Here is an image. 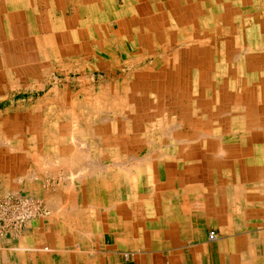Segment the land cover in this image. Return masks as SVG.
I'll list each match as a JSON object with an SVG mask.
<instances>
[{"label":"rangeland","instance_id":"374dc122","mask_svg":"<svg viewBox=\"0 0 264 264\" xmlns=\"http://www.w3.org/2000/svg\"><path fill=\"white\" fill-rule=\"evenodd\" d=\"M103 1L0 0V147L6 150L19 142L92 145V122L105 114L119 115L116 108L124 107L121 98L132 96L134 85L141 83L150 95L144 103H157L164 116L161 130L153 128L154 117H146L152 145L156 142L163 145L161 151L169 152L167 145L176 141L182 156L186 145L207 141L214 146L222 143L226 152L238 145H253L257 178L264 175V0H166L157 15L142 19L126 11L122 15L128 17L130 28L119 33L126 37L128 33L123 40L129 53L120 56L119 67L113 59L112 69L100 63L110 55L90 54V47H98L93 36L90 45L86 29L111 21L107 7L114 15L121 3L126 5L122 0L110 5ZM62 16L68 27L59 32L54 23ZM112 26L120 31V24ZM202 63L204 69L209 67L213 89L205 88ZM201 93L210 99L209 122L192 117L199 111ZM229 97L250 108L246 118L233 113ZM33 123L43 124V131H35ZM195 127L209 132L208 138L198 137ZM106 133L98 134L102 141ZM251 206L247 219L264 221L261 207Z\"/></svg>","mask_w":264,"mask_h":264},{"label":"crops","instance_id":"0c3cea01","mask_svg":"<svg viewBox=\"0 0 264 264\" xmlns=\"http://www.w3.org/2000/svg\"><path fill=\"white\" fill-rule=\"evenodd\" d=\"M106 1L113 2L105 0L106 5ZM122 1L130 10L121 3L116 16V9L113 15L107 7L110 23L86 29L90 45L93 36L98 47L93 51L90 47V54L110 55L100 62L110 69L113 59L119 67L120 56L129 53L128 44L124 45L128 42L123 40L129 35L119 33L130 28L128 17L122 14L129 11L135 19L151 17L166 0ZM65 22L63 16L55 21L58 25ZM113 24H120V31ZM107 25L112 27L107 29ZM66 27L55 29L62 32ZM131 114L119 113L127 124ZM163 117L153 118L157 121L154 129L161 130ZM107 119L112 117H98L94 121L98 126L92 122L96 128L104 124L102 131L95 129L92 135L108 134L100 145L0 147V198L9 193L31 195L50 211L34 217L21 233L0 232V264H264V221L246 216L253 203L264 212V175L257 178L253 145L235 146L227 151L229 155L220 145L213 152L218 157L204 145H186L182 156L176 141L167 145L169 152L161 151L163 145L156 142L152 145L153 141L139 145L129 141L132 132L109 130L103 121ZM146 120L143 117V123L134 127L149 139ZM110 138L126 143L109 145L106 139ZM212 230L217 232L213 240L208 238Z\"/></svg>","mask_w":264,"mask_h":264},{"label":"bare ground","instance_id":"6f19581e","mask_svg":"<svg viewBox=\"0 0 264 264\" xmlns=\"http://www.w3.org/2000/svg\"><path fill=\"white\" fill-rule=\"evenodd\" d=\"M119 2L121 1V0H118ZM134 1V0H133ZM47 2V1H46ZM104 3H105V0L103 1ZM35 4H36V2H35ZM47 4V3H46ZM69 4V3H68ZM167 5V4H166ZM57 6V5H56ZM64 7V6H63ZM30 8V7H29ZM71 9H72V7H71ZM74 9V8H73ZM27 11V10H26ZM65 11V10H64ZM71 12V10L70 9H66V12ZM95 11V10H94ZM137 11V10H136ZM72 12H73V10H72ZM116 12H118L117 14H116V16H118V14H120L121 13V10H118V9H116ZM16 14V13H15ZM32 14V13H31ZM70 14V13H69ZM151 14V13H150ZM76 15V14H75ZM74 15V13H73V16H75ZM104 15V14H103ZM16 16V15H15ZM17 17V16H16ZM80 17V16H79ZM226 17V16H225ZM32 18V17H31ZM75 18V17H74ZM30 19V18H29ZM66 19V18H65ZM99 19V18H98ZM103 19V18H102ZM24 21H25V19H24ZM25 23V22H24ZM67 24H68V22H67ZM77 24V23H76ZM10 25V24H9ZM64 26H66V24L64 23L63 24ZM62 24H60L59 23V25L57 24V23H54V28H56V29H58V28H63L64 26H63ZM71 25V24H70ZM93 25V24H92ZM106 25V24H105ZM29 26V25H28ZM34 26V25H33ZM59 26V27H58ZM28 30V29H27ZM35 32V31H34ZM104 32V31H103ZM43 33V32H42ZM23 34V33H22ZM35 34V33H34ZM60 34V33H59ZM110 35V34H109ZM10 36V35H9ZM37 36V35H36ZM111 36V35H110ZM249 36V35H248ZM11 37V36H10ZM47 38V37H46ZM249 38V37H248ZM112 41V40H111ZM110 41V42H111ZM70 42V41H69ZM39 43V42H38ZM93 43V42H92ZM110 44V43H109ZM238 45V44H237ZM137 46H139V45H137ZM24 47V46H23ZM35 47V46H34ZM80 47V46H79ZM140 47V46H139ZM71 48V47H70ZM174 48V47H173ZM69 50V49H68ZM46 51V50H45ZM48 51V50H47ZM46 51V52H47ZM72 51V50H71ZM81 51V50H80ZM93 51V50H92ZM97 51V50H96ZM28 52V51H27ZM31 52V51H30ZM54 52V51H53ZM90 52V51H89ZM58 53V52H57ZM28 54V53H27ZM55 54V53H54ZM67 54V53H66ZM99 54V53H98ZM111 54V53H110ZM56 55V54H55ZM61 55V54H60ZM71 55V54H70ZM124 55V54H123ZM204 55V54H203ZM90 57V56H89ZM100 57V56H99ZM27 58V57H26ZM29 58V57H28ZM27 58V59H28ZM40 58V57H39ZM95 58V57H94ZM123 58V57H122ZM142 58H143V56H142ZM145 58V57H144ZM149 58V57H148ZM214 60H217L219 57H218V55H215L214 57ZM37 59V58H36ZM151 59V58H150ZM203 59V58H202ZM40 60V59H39ZM51 60V59H50ZM98 60V59H97ZM121 60V59H120ZM144 62V61H143ZM146 62H147V60H146ZM134 63V62H133ZM204 63V62H203ZM203 63L201 64V71H200V76H201V78L204 80V82H205V85H206V89H213V82H212V80H211V78H210V75H209V67L207 66L205 69H204V65H203ZM135 64V63H134ZM112 65V64H111ZM136 65H137V63H136ZM135 65V66H136ZM55 70V69H54ZM118 70V69H117ZM127 70V69H126ZM187 72V71H186ZM54 74V73H53ZM263 78V77H262ZM79 80V79H78ZM95 81V80H94ZM113 82V81H112ZM56 83V82H55ZM152 83V82H151ZM119 85V84H118ZM216 85V87H218V88H220L221 86H220V84L219 83H216L215 84ZM135 86V89H134V95H132V96H124V97H122L121 98V103L124 105V107L121 109V111H124V109L127 111V112H125V113H128V112H132V114H131V119H136V122H135V120H134V122L132 121L131 122V119H130V124H127V122L126 121H123V120H121L122 119V116H114V117H112V119H107V120H103V121H106L107 123V126H108V129L109 130H111V131H116V130H118V129H120L125 135H128V132H132L133 134H131V135H128L129 136V141H134V142H138V144L140 145L141 143V145H149V139H147V137H146V139H144V136H142V134H137L136 133V128L134 127V126H136L137 127V125L139 124V126L143 123V117H149V118H152V117H154V118H156V117H159V116H162L163 115V111L160 109V107L159 106H157V103H156V105L155 104H148V105H146L145 103H144V100H145V98H146V95H147V97L149 98L150 97V95H148V92H144V90H143V88H142V84L141 83H138V84H135L134 85ZM56 88V87H55ZM154 88V87H153ZM232 88H233V86H232ZM19 90V89H18ZM56 91V90H55ZM200 91V90H199ZM231 92V91H230ZM87 93V92H86ZM92 94V93H91ZM233 95V94H232ZM103 96V95H102ZM228 96H231V95H228ZM229 98H231L230 100L232 101V103L234 104L233 106H234V109H233V113H235V115H239V116H241V117H244V118H246L245 116L248 114V113H250V108H248V109H246V105H241L242 104V101H238L237 103H235L233 100H232V97H229ZM248 100H253V99H251V98H249ZM184 101V100H183ZM209 103H210V99H209V97H208V95H204L203 94V96H202V93H201V100H200V102H199V111L197 112V113H195V114H193L192 115V117L193 116H195V115H197V118H199L201 121H204V122H209L210 121V119H212V116H211V114H210V111L208 112V110H207V108H208V106H209ZM243 106V107H242ZM13 107H15V106H13ZM11 108V107H10ZM204 108V109H203ZM11 110H12V108H11ZM14 110V109H13ZM203 110H204V112H203ZM248 110H249V112H248ZM76 111V110H75ZM116 111H118V112H120L121 114H123V112H121V111H119V107H117L116 108ZM173 111V110H172ZM77 112V111H76ZM184 112V111H183ZM179 116H181V115H179ZM222 116V115H221ZM25 117V116H24ZM138 122V123H137ZM146 122V121H145ZM192 122V121H191ZM60 123V122H59ZM141 123V124H140ZM147 124V123H146ZM33 125L35 126L36 125V127H35V131H41L42 130V128H43V125H41V123H33ZM56 126H57V124H56ZM203 126V125H202ZM237 126V125H236ZM92 128H95L96 130H98V131H102V127H99V128H96V127H93V125H92ZM135 128V129H134ZM183 129V128H182ZM53 130V129H52ZM181 130V129H180ZM43 131V130H42ZM60 131V130H59ZM15 132V131H14ZM194 133H197V135H198V137H206V138H208V136H209V132H207L206 134H204V132H202L201 133V131H200V129H196V127H195V129H194V131H193ZM57 134V133H56ZM149 134V133H148ZM43 135V134H42ZM58 135V134H57ZM93 135H95V142L94 143H92V145H100L99 143H101L102 144V139H101V137H99L98 136V134H93ZM150 135V134H149ZM57 137V136H56ZM238 138V137H237ZM236 139V138H235ZM30 140V139H29ZM112 140V141H111ZM123 141H125L124 139H119L118 141L116 140V139H114V138H110V139H106V142L109 144V145H124L125 143L123 142ZM223 141V140H222ZM236 141V140H235ZM239 141V140H238ZM98 142V143H97ZM114 142V143H113ZM178 142V141H177ZM180 143L182 142V141H179ZM3 143H6L5 141L3 142ZM52 143V142H51ZM174 144V142H170L169 143V145H173ZM18 145H22V143L21 142H19V144ZM216 146H214V145H212V143H208V141L207 142H204V146H206V147H208V148H211L212 149V151L213 152H216L217 150H218V148H220V146L219 145H223L222 143L221 144H219V145H217V144H215ZM24 146V145H23ZM68 146V145H67ZM75 147V146H74ZM71 148V147H70ZM142 148V147H141ZM64 149V148H63ZM34 150V149H33ZM66 150V149H65ZM168 150V149H167ZM66 153V152H65ZM28 154V153H27ZM76 154H79V153H76ZM151 154V151L149 152V155ZM214 154V153H213ZM62 155V154H61ZM110 155V154H109ZM258 155V154H257ZM34 156V155H33ZM84 156V155H83ZM255 156V155H254ZM146 157H148V156H146ZM213 157H218L217 156V153H215L214 155H213ZM260 157V156H259ZM12 158V157H11ZM13 159V158H12ZM86 159V158H85ZM88 159V158H87ZM86 159V160H87ZM154 159V158H153ZM34 160H36V159H34ZM10 161V160H9ZM72 161H75V160H72ZM83 161V160H82ZM174 161V160H173ZM33 162V161H32ZM166 162V161H165ZM37 163V162H36ZM66 163V162H65ZM73 163V162H72ZM174 163V162H173ZM97 164V163H96ZM6 165V164H5ZM71 165V164H70ZM69 165V166H70ZM175 165V164H174ZM256 165H258V164H256ZM9 167V166H8ZM7 167V168H8ZM57 167V166H56ZM56 167H53V169L54 168H56ZM88 167V166H87ZM99 167V166H98ZM26 168V167H25ZM31 168V167H30ZM83 168H86V167H83ZM82 168V169H83ZM6 169V168H5ZM27 169H29V168H27ZM81 169V168H80ZM88 169V168H87ZM155 170H156V167L154 168ZM85 170V169H84ZM38 171V170H37ZM78 171V170H77ZM80 171V170H79ZM87 171V170H86ZM95 171V170H94ZM102 171V170H101ZM158 171V170H157ZM24 172V171H23ZM30 172V171H29ZM33 172V171H32ZM81 172V173H80ZM79 172V175L80 174H82V171H80ZM26 173V172H25ZM59 173V172H58ZM72 173V172H71ZM78 173V172H77ZM77 173H74V174H77ZM86 173V172H85ZM35 174V173H34ZM68 174V173H67ZM31 175V174H30ZM61 175V174H60ZM24 176V175H23ZM36 176V175H35ZM82 176V175H81ZM90 176V175H89ZM92 176V175H91ZM115 176H116V173H115ZM59 177V176H58ZM87 177V176H86ZM117 177V176H116ZM35 178V177H34ZM55 178V177H54ZM61 178H62V176H61ZM97 178V177H96ZM23 179V178H22ZM156 179H157V177H156ZM164 179V178H163ZM11 180V179H10ZM38 180V179H37ZM46 180V179H45ZM48 180V179H47ZM57 180V179H56ZM84 180V179H83ZM162 180V179H161ZM160 180V181H161ZM39 181V180H38ZM81 181V180H80ZM95 181H97V180H95ZM94 181V182H95ZM82 182V181H81ZM59 184V183H58ZM71 184V183H70ZM48 185V184H47ZM97 185V184H96ZM128 185V184H127ZM166 187V186H165ZM126 188V187H125ZM130 188V187H129ZM89 189V188H88ZM97 190V189H96ZM113 190V189H112ZM115 190V189H114ZM127 190V189H126ZM149 190V189H148ZM16 192V191H15ZM21 192V191H20ZM115 192V191H114ZM69 193V192H68ZM67 193V194H68ZM73 194H75V192H72ZM67 194H65V195H67ZM70 194V193H69ZM68 194V196H70ZM46 197V196H45ZM71 197V196H70ZM72 197H73V195H72ZM71 197V198H72ZM125 200V199H124ZM142 200V199H141ZM131 201V200H130ZM145 202H146V200H145ZM243 202V201H242ZM147 203V202H146ZM89 204V203H88ZM91 204V203H90ZM243 204V203H242ZM57 205V204H56ZM86 206V205H85ZM148 206V205H147ZM145 207V206H144ZM196 207H197V205H196ZM201 208V207H200ZM87 209V208H86ZM227 210V209H226ZM244 210V209H243ZM147 211V210H146ZM151 211V210H150ZM105 212V211H104ZM245 212V211H244ZM116 213V212H115ZM134 213V212H133ZM197 213V212H196ZM191 214V213H190ZM130 215V214H129ZM135 215V214H134ZM45 216V215H44ZM137 216V215H136ZM228 216V215H227ZM42 217V216H41ZM105 217V216H104ZM135 220V219H134ZM88 221V220H87ZM229 222H230V220H229ZM38 223H39V221H38ZM71 223V222H70ZM68 225V224H67ZM245 225V224H244ZM170 226V225H169ZM172 226V225H171ZM232 226V225H231ZM98 227V226H97ZM139 227V226H138ZM194 227V226H193ZM67 228V227H66ZM41 229V228H40ZM233 229V228H232ZM42 230V229H41ZM79 230V229H78ZM98 230V229H97ZM202 230V229H201ZM99 231V230H98ZM70 232H73V231H70ZM91 232V231H90ZM102 232V231H101ZM229 232V231H228ZM230 232H232V231H230ZM68 233V232H67ZM209 233V232H208ZM69 234V233H68ZM18 235V234H17ZM164 236H167V235H164ZM103 237V236H102ZM35 238V237H34ZM203 238V237H202ZM209 238V237H208ZM44 239V238H43ZM15 240V239H14ZM35 240V239H34ZM27 241V240H26ZM28 241H30V240H28ZM37 241V240H36ZM59 241V240H58ZM140 241V240H139ZM203 241V240H202ZM5 242V241H4ZM39 242V241H38ZM43 242H45V241H43ZM35 243H37V242H35ZM48 243V242H47ZM194 243V242H193ZM30 244V243H29ZM200 244V243H199ZM10 245V244H9ZM13 245H15V244H13ZM160 245V244H159ZM47 246V245H46ZM56 246H58V245H56ZM13 247V246H12ZM61 247V246H60ZM67 247V246H66ZM71 247H72V245H71ZM87 247V246H86ZM95 247V246H94ZM89 248H91V247H89ZM149 248V247H148ZM197 248V247H196ZM231 248V247H230ZM234 248V247H233ZM71 249V248H70ZM1 250V249H0ZM198 250V249H197ZM14 251V250H13ZM199 254V253H198ZM236 254V253H235ZM12 257V256H11ZM10 257V258H11ZM55 257V256H54ZM130 257V256H129ZM199 258V257H198ZM255 258V257H254ZM257 258V257H256ZM19 259V258H18ZM17 259V260H18ZM51 259V258H50ZM250 259V258H249ZM76 260V259H75ZM19 261H21V260H18V262ZM248 261V260H247ZM249 261H251V260H249ZM73 262V261H72ZM20 263V262H19ZM62 264H63V262H62ZM200 264V263H199ZM251 264V263H250Z\"/></svg>","mask_w":264,"mask_h":264},{"label":"built area","instance_id":"2783aa9c","mask_svg":"<svg viewBox=\"0 0 264 264\" xmlns=\"http://www.w3.org/2000/svg\"><path fill=\"white\" fill-rule=\"evenodd\" d=\"M50 211L44 203L30 195L9 193L0 198V232L21 233L34 217L46 215ZM210 239L217 238V232L212 230Z\"/></svg>","mask_w":264,"mask_h":264}]
</instances>
